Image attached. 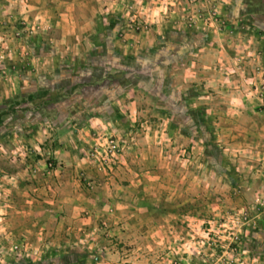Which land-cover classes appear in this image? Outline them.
I'll list each match as a JSON object with an SVG mask.
<instances>
[{"label":"rangeland","instance_id":"1","mask_svg":"<svg viewBox=\"0 0 264 264\" xmlns=\"http://www.w3.org/2000/svg\"><path fill=\"white\" fill-rule=\"evenodd\" d=\"M68 1L0 0V264H264V0Z\"/></svg>","mask_w":264,"mask_h":264},{"label":"crops","instance_id":"2","mask_svg":"<svg viewBox=\"0 0 264 264\" xmlns=\"http://www.w3.org/2000/svg\"><path fill=\"white\" fill-rule=\"evenodd\" d=\"M70 1H68V4L70 6L69 9H71V11H78L80 8L83 13H79L80 16H82V19L81 21H86L88 19L91 20V18L89 19L87 14L89 13H92V8L90 6H87L84 4V2L81 1V4H78L77 1H71V3H69ZM79 2V1H78ZM79 5H81L79 7ZM170 8V7H169ZM89 10V12H87ZM110 17V16H109ZM88 23V22H87ZM86 23H82V26L84 27ZM216 24V23H215ZM164 26H161L159 24H153V25H149L148 29L144 32H140L137 37L133 38L132 36L131 37H128L127 36V45H129V48H133L136 49H140L142 50L144 53L147 52L148 50H153V53L155 54V57L157 58V56L162 52V53H165L163 52V50H159V48H157L159 42H160V39H165L167 38L169 34L171 33H168L166 36H162V31L164 32L165 29H167L166 25L163 24ZM211 25H214V24H211ZM105 27V24L103 25ZM101 29L98 28V31H100ZM214 31V30H213ZM103 35V34H102ZM101 35V42L103 41L104 43H107V44H111V42L113 43V40L111 42H107V38L104 34V36ZM161 37V38H160ZM183 38V39H182ZM187 38H189L190 40L192 41H195V42H192L193 44H200V40L198 38V35L195 34V36H192L191 38L190 37H181L178 44H180L181 42H183L184 40H187ZM99 41V40H98ZM228 42H225V45L228 46ZM165 43V42H164ZM113 45H125L124 43L120 42V41H114ZM215 46H217V44H214ZM153 47V48H152ZM132 50V51H133ZM195 51V50H194ZM212 51H216L218 53L214 54V57L219 59V55L220 52H219V49L218 47H215L212 49ZM143 54V53H142ZM138 56V54H137ZM155 57H154V62H155ZM227 59V67L229 69V73H230V78L228 77V79L226 80L227 84L229 86H231L230 89H227L230 93V95H237V96H241V104L243 105V107H245V109H247V112L250 114V116H243V118L241 119L242 120V124L247 126V132L244 133L243 135L245 136L246 139H250L251 137H249L250 135V128L253 129L255 126L256 127H261L264 125V109H261L259 104L256 102V100H252L251 97H250V93H252L251 91V86L250 84H245L244 82L241 81V83L238 85H236V82L235 80L233 79L234 76L232 73V71L234 70L235 66L234 64L232 63L233 62V58H226ZM182 60V59H181ZM173 61V60H171ZM232 61V62H230ZM252 68L251 67H245L243 66L242 67V73L243 74H250V70ZM255 73V76H259L261 74L260 71H257L252 69ZM172 74V73H171ZM176 77H179L178 74H176V76L174 75L173 78H174V82H175V78ZM230 80V81H229ZM123 90H120V92H122ZM233 100L234 98L231 97ZM233 100H229L227 101L226 104H228L226 107L228 109H234L238 104V100L236 101H233ZM68 183V182H67ZM66 183V184H67ZM65 187H69L70 190H73L74 192L77 190V185L75 182H69L68 186H65ZM73 193V192H72ZM67 199L69 200L70 198L67 197ZM75 201V200H73ZM92 202V201H90ZM105 202V201H104ZM104 202H102V204H104ZM107 203H109L108 201H106ZM98 201L94 199V204H97ZM126 202H122V200L120 199H113L112 201H110V204H112L113 206V210L111 213H108L107 215H110L109 217L112 218L114 221H117V220H120L122 218V215H123V210H122V206L123 204H125ZM89 213V212H88ZM132 214V213H131ZM78 215H82V214H78ZM78 215H75V216H72V217H69L71 218L73 221L74 220H79L80 217H78ZM99 216V215H98ZM98 262H96L97 264Z\"/></svg>","mask_w":264,"mask_h":264},{"label":"built area","instance_id":"3","mask_svg":"<svg viewBox=\"0 0 264 264\" xmlns=\"http://www.w3.org/2000/svg\"><path fill=\"white\" fill-rule=\"evenodd\" d=\"M259 98V102H260V106L264 107V92L260 94Z\"/></svg>","mask_w":264,"mask_h":264}]
</instances>
